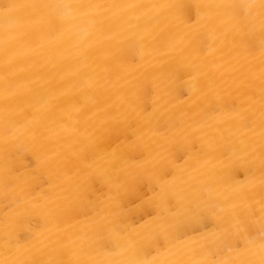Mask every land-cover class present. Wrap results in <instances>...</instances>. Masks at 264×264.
I'll list each match as a JSON object with an SVG mask.
<instances>
[{
    "label": "bare ground",
    "instance_id": "6f19581e",
    "mask_svg": "<svg viewBox=\"0 0 264 264\" xmlns=\"http://www.w3.org/2000/svg\"><path fill=\"white\" fill-rule=\"evenodd\" d=\"M0 264H264V0H0Z\"/></svg>",
    "mask_w": 264,
    "mask_h": 264
}]
</instances>
